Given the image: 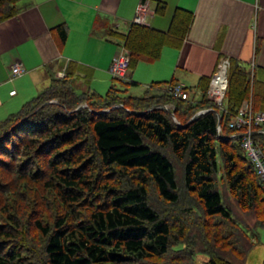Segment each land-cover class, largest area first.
<instances>
[{
  "label": "trees",
  "instance_id": "obj_1",
  "mask_svg": "<svg viewBox=\"0 0 264 264\" xmlns=\"http://www.w3.org/2000/svg\"><path fill=\"white\" fill-rule=\"evenodd\" d=\"M21 1L0 0V24L18 16ZM165 13L158 2L156 14ZM193 21L179 8L166 33L133 23L113 34L129 53V72L159 61L165 47L182 48ZM54 32L64 45L67 27ZM81 70L70 65L65 79L0 123V157L12 167L11 184H0V264H199V255L203 264H247L264 228V186L244 131L231 123L246 102L264 113V80L230 60L222 108L207 96L210 79L200 81L199 102L173 97L175 81L154 83L142 97L128 96L138 84L124 81L102 97L76 91L71 79ZM252 132L264 154V124Z\"/></svg>",
  "mask_w": 264,
  "mask_h": 264
},
{
  "label": "crops",
  "instance_id": "obj_2",
  "mask_svg": "<svg viewBox=\"0 0 264 264\" xmlns=\"http://www.w3.org/2000/svg\"><path fill=\"white\" fill-rule=\"evenodd\" d=\"M158 2L166 5L163 16L156 14ZM142 3L146 11L141 24L165 33L177 9L194 15L182 48L165 47L159 61L139 64L150 66L144 69L151 85L166 87L175 81V86L189 88L190 80L199 93L186 92L199 102L200 81H211L222 59L237 61L264 80V0H22L18 16L0 24V123L18 114L53 80L65 79L72 64L82 69L71 79L79 94H99L94 80L111 84L113 60L127 51L113 34H128ZM60 26L68 29L64 45L54 32ZM16 64L27 71L22 77H12ZM126 77L127 83L138 84L131 87L143 85L145 93L151 86L140 82L135 71ZM247 264H256L252 255Z\"/></svg>",
  "mask_w": 264,
  "mask_h": 264
},
{
  "label": "built area",
  "instance_id": "obj_3",
  "mask_svg": "<svg viewBox=\"0 0 264 264\" xmlns=\"http://www.w3.org/2000/svg\"><path fill=\"white\" fill-rule=\"evenodd\" d=\"M146 11V5L140 4L137 9V17L135 23L141 24L143 22V13ZM130 57L128 51H124L121 55L114 58L111 66V74L117 81L124 82L127 79L129 72ZM230 69V61L222 59L218 64L215 75L213 76L208 90V98L217 106L222 107L226 93L228 90V73ZM26 69L22 64H16L12 69V77H22L26 73ZM169 93L181 100H188L189 95L185 91L183 85H177L170 88ZM16 91L11 95H15ZM253 124H264V113H253L251 103H245L240 109L238 115L231 123V128L243 130V148L246 151L248 159L255 165L260 181L264 186V154L259 146H257L252 139Z\"/></svg>",
  "mask_w": 264,
  "mask_h": 264
},
{
  "label": "rangeland",
  "instance_id": "obj_4",
  "mask_svg": "<svg viewBox=\"0 0 264 264\" xmlns=\"http://www.w3.org/2000/svg\"><path fill=\"white\" fill-rule=\"evenodd\" d=\"M147 67H150V66H145V67L138 66V68L135 70V74L137 72V78L140 79L139 81L143 82V84L145 83L144 85H148L149 86V85H151L152 80H145L148 77V74H147V71L144 68H147ZM93 83H94V86H96V88L99 89V94L98 95H100L102 97L106 96V92H107V90L109 89V87L111 85H116L119 89H122V90L125 89L123 87L124 85L122 84V82L115 80L113 78V76H112L111 84H104V81H97V80H94ZM188 85H189V88L191 89V92H193L194 94L195 93H199L198 90H196L193 86H191L193 84H192V82L190 80L188 82ZM172 87L173 86H169V88H172ZM167 88L168 87H166V89ZM145 89L146 88L143 85H142V87H136V88L129 86V87H127V93L126 94L128 96H132V97H135V96L136 97H142V96L145 95ZM195 91H197V92H195ZM153 94H157V95L160 94L161 95L162 93L157 91V92H153ZM194 100H196V99H194ZM170 108H173V107L170 106ZM222 108H223V106H222ZM5 160H6V158H2V156L0 157V162L4 161L3 163H0V169H1V171H0V181H1V183L0 184L3 183V185L8 186L9 184H11L10 181L12 179V176L9 175L11 173L7 172V170H5V168H11L12 169V167H4L5 164L9 165V166L11 164V163L8 164L7 162H5ZM42 163L43 162L40 161V160L37 161L38 165H40ZM14 166H17V164L14 165ZM14 166H13V168H14ZM30 166L28 168H30ZM177 172H178L179 178H181L182 177V169L180 168L179 164H177ZM220 187L226 192V190H225L226 188L224 187V185H220ZM23 192H24V194H28L29 195L28 192H26V191H23ZM226 200H227V203L232 207V209L235 212V214L238 217V219L243 220L244 222H247L248 225H253L254 224V216L252 214H248V213H244V212L240 211L238 209V207L236 206V203L233 201V199H231V197L227 196ZM183 204H185V202H183ZM35 212H39V210L38 211L35 210L34 212L32 211L33 214ZM261 248H264V228H261V229L258 230V239L255 240L254 249H253V251L251 253V255H252V257H253V259H254L256 264H260V263L264 264V251ZM207 261H208V258L206 256H204V255H199L196 258V262L199 263V264H203V263H205Z\"/></svg>",
  "mask_w": 264,
  "mask_h": 264
},
{
  "label": "water",
  "instance_id": "obj_5",
  "mask_svg": "<svg viewBox=\"0 0 264 264\" xmlns=\"http://www.w3.org/2000/svg\"><path fill=\"white\" fill-rule=\"evenodd\" d=\"M54 103V102H52ZM88 106L85 104V105H82L81 107H79L78 111L84 109V108H87ZM164 109L166 111H168L169 109L167 107H164ZM207 111H201V112H198L194 118L190 121V123L194 122L195 120H197L200 116L204 115ZM221 121H222V117L219 115V125L221 126Z\"/></svg>",
  "mask_w": 264,
  "mask_h": 264
}]
</instances>
